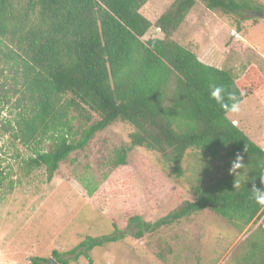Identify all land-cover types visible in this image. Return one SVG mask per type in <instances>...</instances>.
Returning <instances> with one entry per match:
<instances>
[{
    "label": "trees",
    "instance_id": "obj_1",
    "mask_svg": "<svg viewBox=\"0 0 264 264\" xmlns=\"http://www.w3.org/2000/svg\"><path fill=\"white\" fill-rule=\"evenodd\" d=\"M148 1L0 0V112L9 114L0 120V136L25 147L46 141L47 149L35 148L24 166L28 171L44 168L48 178L73 151L116 122L133 126L131 146L157 152L176 176L182 174L188 149L214 157L224 153L228 166L240 155L245 167L237 170L239 175L196 185L190 200L155 221L130 217L128 225L136 228L130 235H154L204 210L238 228H262L264 206L253 199V187L264 188V149L210 99L208 84L223 85L242 102L264 86V75L248 64L235 77L228 69L201 62L174 38L198 1L231 13L247 5L172 0L151 22L141 13ZM151 27L160 36L144 38ZM81 113L86 123L75 127ZM127 149L114 150L113 166L126 164ZM125 234L113 224L110 233L86 235L70 250H53L51 256L58 264L89 260L92 250ZM158 257L164 259L163 253ZM48 261L36 256L29 264ZM242 264H264V238L251 243Z\"/></svg>",
    "mask_w": 264,
    "mask_h": 264
},
{
    "label": "rangeland",
    "instance_id": "obj_2",
    "mask_svg": "<svg viewBox=\"0 0 264 264\" xmlns=\"http://www.w3.org/2000/svg\"><path fill=\"white\" fill-rule=\"evenodd\" d=\"M171 1L149 0L141 13L153 22ZM236 1L247 6L231 13L196 2L174 38L201 62L228 69L235 77L248 64L264 75V0ZM152 36H160L155 27L144 38ZM83 114L76 115L75 127L85 125ZM226 116L264 149V86L241 102L238 114ZM8 117L6 110L0 112V120ZM132 131L126 122L98 131L51 178L44 168L28 171L24 166L35 148L47 149L46 141L25 147L0 136V264L53 258V250L63 253L86 235H106L113 224L126 232L124 237L95 248L89 260L80 257L70 264H242L251 243L264 238V222L262 228L250 224L242 229L204 210L154 235H130L136 231L128 225L130 217L155 221L190 200L196 185L236 175L224 153L214 157L188 149L182 174L176 176L157 152L131 146ZM120 147L128 148L126 164L113 166L114 150Z\"/></svg>",
    "mask_w": 264,
    "mask_h": 264
},
{
    "label": "clouds",
    "instance_id": "obj_3",
    "mask_svg": "<svg viewBox=\"0 0 264 264\" xmlns=\"http://www.w3.org/2000/svg\"><path fill=\"white\" fill-rule=\"evenodd\" d=\"M208 94L221 110L231 113L233 115L238 114L241 110V100L234 92H229L223 85L215 83L208 84ZM242 95V94H241ZM245 165L242 163V157L237 155L235 160L231 163L230 172L235 173L236 176L240 174L237 170H242ZM262 185H264V174H260ZM254 188L253 199L261 206H264V188Z\"/></svg>",
    "mask_w": 264,
    "mask_h": 264
},
{
    "label": "water",
    "instance_id": "obj_4",
    "mask_svg": "<svg viewBox=\"0 0 264 264\" xmlns=\"http://www.w3.org/2000/svg\"><path fill=\"white\" fill-rule=\"evenodd\" d=\"M55 263H56V261L53 258H50L48 261V264H55Z\"/></svg>",
    "mask_w": 264,
    "mask_h": 264
},
{
    "label": "crops",
    "instance_id": "obj_5",
    "mask_svg": "<svg viewBox=\"0 0 264 264\" xmlns=\"http://www.w3.org/2000/svg\"><path fill=\"white\" fill-rule=\"evenodd\" d=\"M3 264H9V263L7 262V260H4V261H3Z\"/></svg>",
    "mask_w": 264,
    "mask_h": 264
}]
</instances>
